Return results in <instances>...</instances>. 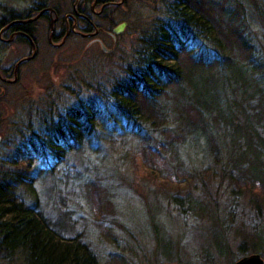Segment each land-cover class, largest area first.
Here are the masks:
<instances>
[{"label":"trees","instance_id":"trees-1","mask_svg":"<svg viewBox=\"0 0 264 264\" xmlns=\"http://www.w3.org/2000/svg\"><path fill=\"white\" fill-rule=\"evenodd\" d=\"M146 2L154 7L151 0ZM158 3L161 5V1ZM154 12L157 16L151 21L152 34L142 37V49L134 53L135 60L121 76L113 77L108 92L86 88L90 95L84 101L75 94V104L62 108L49 104L51 107L40 116L39 131L27 133L31 136L27 149L19 150V158L1 161V260L10 263L21 258L24 264H100L78 235L64 237L58 223L41 214L36 200L29 206L17 193L19 187L31 189L41 172H52L47 156L54 163L62 162L67 151L76 150L89 140L99 122H112L114 127L124 129L130 124L129 132L135 134L138 123L143 121L162 131L168 140L145 139L148 143L142 145L140 153L147 176L161 185L171 182L165 181L166 152L183 166L178 147L184 145L186 136L195 143L205 140L209 164L202 172L182 169L178 176L181 184L195 189L200 182L205 190L213 172H218L227 177L231 190L247 195L254 209L264 210V0H164L161 11L157 8ZM255 26L261 29L257 36ZM197 71L209 76L212 85L205 91L193 85ZM75 79H79L78 74ZM170 90L178 97L188 94L185 106L174 97L183 122H178L181 133L174 127L177 124L172 126L166 105H162ZM91 95L104 102L102 118ZM164 128L169 132L164 133ZM174 139L179 142L174 143ZM34 160L41 164L38 169L32 163ZM180 182L170 185L178 188ZM210 201L208 209L214 214L212 218L217 219V205L213 199ZM200 208L203 212L204 207ZM236 234L237 258L249 253L264 257L259 251L264 233ZM217 238V234L210 237L217 252L234 264V260L229 262L231 257L223 236ZM158 241L162 255L171 260L169 250L164 254L169 242Z\"/></svg>","mask_w":264,"mask_h":264},{"label":"rangeland","instance_id":"rangeland-1","mask_svg":"<svg viewBox=\"0 0 264 264\" xmlns=\"http://www.w3.org/2000/svg\"><path fill=\"white\" fill-rule=\"evenodd\" d=\"M146 1L128 2L130 22L121 33L114 35V42L103 41L104 51L97 44L88 47L84 41L76 42L73 37L65 46L50 50L47 60L40 54L32 63L33 75H24L17 85L7 86L2 97L4 105H0V163L20 157L19 150L27 149L31 138L28 131H39L40 116L51 105L62 108L75 104V94L84 101L90 95L89 91L85 92L86 88L97 87L108 92L113 77L121 76L135 60L134 53L142 49V37L152 34L151 21L157 16L154 11L157 8L161 11L164 0H151L154 7ZM26 2L0 0V5L8 12L21 9ZM254 29L257 36L261 29L259 26ZM10 52L2 58L8 66L15 61ZM77 74L78 80L75 79ZM197 74L198 71L193 76L196 77L193 85L205 91L212 85L209 76L206 72ZM27 95L29 98L25 99ZM176 95L175 91H168L169 98L162 100V105H166L172 126L177 124L174 127L181 133L179 108L174 97L185 106L188 94ZM91 97L101 117L106 110L104 102L97 95L96 99ZM227 97L231 99L229 92ZM108 109H112L111 105ZM100 125L99 122L89 140L78 149L67 151L62 162L54 163L47 156L52 172H41L31 189L19 187L17 190L25 204L32 206L36 200L41 214L58 223L64 237L78 235L100 264H229L224 255L217 252L215 241L210 239L212 234H217L218 238L223 236L232 258L229 262H237L241 257L237 258L236 233L261 231L263 235L264 210L254 209L247 195L231 190L226 176L213 172L205 190L200 182L193 189L178 180L182 169L202 172L209 164L205 140L195 143L186 136L182 147L175 145V148L179 146L183 166L166 152L165 181L180 182L178 188H172L171 182L161 185L147 176L140 155L142 145L148 143L145 139L168 140L160 129L143 121L138 123L135 134L129 132L130 124L128 129L114 127L112 122ZM172 129L170 136L175 134ZM163 132L169 130L164 128ZM177 140L174 139V143L179 142ZM154 152L149 151L156 156ZM32 163L36 169L41 166L38 160ZM209 198L217 205V219L212 218L214 214L208 209ZM200 207H204L203 212ZM158 239L169 242L164 254L169 250L171 260L158 249ZM259 251L264 255V244ZM262 260L264 262V257ZM0 264L24 263L17 258L10 263L0 259Z\"/></svg>","mask_w":264,"mask_h":264},{"label":"flooded vegetation","instance_id":"flooded-vegetation-1","mask_svg":"<svg viewBox=\"0 0 264 264\" xmlns=\"http://www.w3.org/2000/svg\"><path fill=\"white\" fill-rule=\"evenodd\" d=\"M129 1L27 0L21 9L8 12L0 5V105L7 86L33 75L32 63L40 54L47 60L51 48L65 46L74 37L104 51L103 41L114 42V35L129 24ZM9 51L15 60L10 66L2 61Z\"/></svg>","mask_w":264,"mask_h":264},{"label":"water","instance_id":"water-1","mask_svg":"<svg viewBox=\"0 0 264 264\" xmlns=\"http://www.w3.org/2000/svg\"><path fill=\"white\" fill-rule=\"evenodd\" d=\"M120 31V27L114 29V33H118ZM163 264H174V263H163ZM234 264H263V260L260 257L259 254H250L248 256H244L241 259H239Z\"/></svg>","mask_w":264,"mask_h":264}]
</instances>
